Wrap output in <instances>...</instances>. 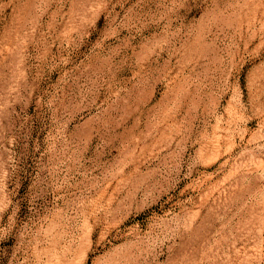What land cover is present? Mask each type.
Wrapping results in <instances>:
<instances>
[{
	"label": "rangeland",
	"instance_id": "1",
	"mask_svg": "<svg viewBox=\"0 0 264 264\" xmlns=\"http://www.w3.org/2000/svg\"><path fill=\"white\" fill-rule=\"evenodd\" d=\"M0 264H264V0H0Z\"/></svg>",
	"mask_w": 264,
	"mask_h": 264
}]
</instances>
